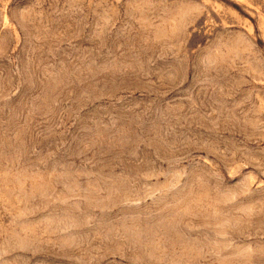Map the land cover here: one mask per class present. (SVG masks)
I'll list each match as a JSON object with an SVG mask.
<instances>
[{
    "label": "rangeland",
    "instance_id": "1",
    "mask_svg": "<svg viewBox=\"0 0 264 264\" xmlns=\"http://www.w3.org/2000/svg\"><path fill=\"white\" fill-rule=\"evenodd\" d=\"M0 264H264V0H0Z\"/></svg>",
    "mask_w": 264,
    "mask_h": 264
}]
</instances>
